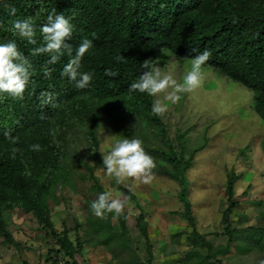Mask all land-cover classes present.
Listing matches in <instances>:
<instances>
[{"label": "trees", "instance_id": "trees-1", "mask_svg": "<svg viewBox=\"0 0 264 264\" xmlns=\"http://www.w3.org/2000/svg\"><path fill=\"white\" fill-rule=\"evenodd\" d=\"M11 8L16 9L14 15H9ZM53 10L63 13L73 25L69 40L73 51L83 38L93 41L81 60L80 71L92 72L87 88L78 89L66 76L61 77L67 56L49 63L48 53L31 52L43 43L40 25ZM25 17L32 20L36 44L11 30L15 19ZM8 40H14L30 61L32 74L22 96L0 93L3 245L17 251L24 246L14 240L10 230L12 213L18 211L34 218L46 244L51 243L40 255L45 264H60L59 258L78 264L75 255H82L84 242L91 238L99 246L115 249L112 257L125 260L124 264H153L155 241L148 236L143 206L113 176L111 184L135 203L137 215L128 214L124 206L119 215L108 212L97 217L90 207L93 200L88 199L85 216H74L71 228L64 223L59 231L53 223L52 209L64 201L62 191L69 184L92 179L91 192L97 195L106 190L93 172L95 167H103L99 128L105 123L116 139L121 135L141 139L145 152L154 158L151 172L178 183V197L184 206L178 214L191 228L185 234L187 248L179 264H228L232 248L242 254L256 250L264 256V197L250 202L258 210L262 227L238 229L232 218L239 203L235 183L242 177L250 186L253 175L247 178L248 172L238 175L233 169L228 171L226 207L218 222L222 232L217 233L226 240L213 245L197 226L186 176L196 154L210 142L206 126L193 138L192 127L177 130L172 140L162 115L151 111L153 96L128 90L146 70L142 64L162 66L166 52L192 59L196 53L191 49L207 48L211 56L204 65L252 93L250 106L264 126V0H0V42ZM105 69L116 75H106ZM42 92L54 95L55 106L41 102ZM34 144L40 145L39 150L30 147ZM80 146H85L87 156L82 155ZM261 148L264 153V136ZM81 167L87 173L80 171ZM181 238L177 231L162 247L180 245ZM139 248L143 257L137 255ZM21 264L31 263L24 259Z\"/></svg>", "mask_w": 264, "mask_h": 264}, {"label": "rangeland", "instance_id": "rangeland-1", "mask_svg": "<svg viewBox=\"0 0 264 264\" xmlns=\"http://www.w3.org/2000/svg\"><path fill=\"white\" fill-rule=\"evenodd\" d=\"M190 61L191 59H182L166 52V60L161 70L171 74L177 82H181L185 72L190 69ZM201 71V85L192 92L180 93V99L175 103L165 101L167 108L161 115L172 140H175L177 130L192 127L191 138L196 137L206 126L210 142L196 154L186 176L189 181L192 213L199 231L211 240L213 245H218L225 243L226 240L217 233L222 232L218 222L221 211L226 207L223 201L224 187L226 175L231 169L238 175L248 172L247 178L253 175L250 186L242 177L235 183L239 203L233 210L232 218L237 228L246 229L251 225L262 227L258 210L250 202L264 197V153L261 148L264 126L250 106L252 105L250 91L215 73L208 66L202 65ZM163 95L157 94L161 99ZM157 96H153V99L155 100ZM178 108L181 110L178 111ZM107 135L109 136L106 139ZM99 137L100 152L110 150L111 140L116 139L109 133L105 123L99 128ZM80 150L84 157L87 156L85 146H80ZM86 161L91 163L89 158ZM80 171L87 173L83 167ZM93 172L106 190L113 189L114 198L124 201L125 196L111 184L112 176L107 174L103 167H95ZM151 174L152 178L147 182L140 178L127 177L120 183L130 189L143 206L148 236L155 241L153 264H179L178 260L187 248L185 234L191 229L178 214L184 210L178 197L180 187L167 177L152 172ZM92 184V179L76 180L74 185L69 184L63 189L64 201L52 209V220L57 230H63L64 223L67 225L66 228H71L74 216L79 214L80 218L85 216L86 201L95 200L97 196L90 191ZM124 206L128 214H138L135 203L130 199L127 198ZM10 230L14 240H20L24 246L17 251L3 245L0 239V264H21L24 259L31 264H45L40 255L45 254L51 243L46 244L44 232L34 218L15 211L10 219ZM177 231L182 233L180 245L164 249L162 245L165 240ZM70 235L72 238L73 233L70 232ZM140 242L142 243L141 238ZM114 251L115 249L99 246L97 241L91 238L84 242L82 255H75V259L78 264H124L125 260L122 262L119 257H112ZM137 253L142 257L145 255L140 248ZM228 257H230L228 264H264V256L256 250L242 254L232 248ZM122 258L126 259L125 255ZM59 260L66 264L70 263L63 258Z\"/></svg>", "mask_w": 264, "mask_h": 264}, {"label": "clouds", "instance_id": "clouds-1", "mask_svg": "<svg viewBox=\"0 0 264 264\" xmlns=\"http://www.w3.org/2000/svg\"><path fill=\"white\" fill-rule=\"evenodd\" d=\"M15 13L16 9L11 8L9 15ZM11 30L19 37L26 39L29 44H36L34 25L30 18L15 19ZM72 32L73 25L70 19L63 13L53 10L47 16L46 22L40 25L43 43L31 49V52L33 55L48 53L49 63H55L61 56H67V62L60 71L61 77L66 76L69 82L75 83L76 88L84 89L89 87L92 72L80 71L81 60L85 52L93 46V41L83 38L73 51V46L69 43ZM191 52L196 54L192 57L190 69L185 72L181 82H177L171 74L162 72L160 65L144 63L142 68L146 70L140 73L138 79L129 84V92L147 93L149 96L163 93L162 99L157 96L153 101L151 111L154 114L165 112L167 108L165 101L175 103L180 99V93L192 92L202 83L201 67L208 61L211 51L207 48L201 51L193 48ZM117 59L120 57L118 56ZM31 68L30 61L18 49L14 40L0 42V93L22 96L32 74ZM105 73L110 76L116 75V72L109 69H105ZM45 75H48L47 71ZM41 97L43 98L42 103H51L55 106L56 102L52 93L42 92ZM108 136L105 138L107 139ZM30 147L33 150H39L40 145L34 144ZM100 153L103 170L115 177L117 184L127 177L140 178L144 182L152 178L151 169L155 167L154 158L145 152L142 141L138 137L121 135L111 140L110 150ZM126 200V196L124 201L114 198L113 189H109L99 192L90 207L97 217H103L108 212L119 215Z\"/></svg>", "mask_w": 264, "mask_h": 264}, {"label": "built area", "instance_id": "built-area-1", "mask_svg": "<svg viewBox=\"0 0 264 264\" xmlns=\"http://www.w3.org/2000/svg\"><path fill=\"white\" fill-rule=\"evenodd\" d=\"M62 262H63V261H62ZM62 262L60 261V264H63V263H64V262H63V263H62ZM64 264H66V263H64Z\"/></svg>", "mask_w": 264, "mask_h": 264}]
</instances>
